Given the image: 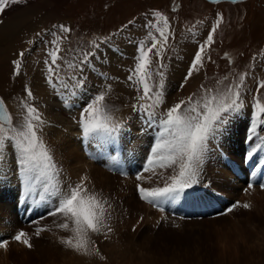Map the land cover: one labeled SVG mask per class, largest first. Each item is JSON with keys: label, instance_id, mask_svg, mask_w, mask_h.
<instances>
[{"label": "snow or ice", "instance_id": "1", "mask_svg": "<svg viewBox=\"0 0 264 264\" xmlns=\"http://www.w3.org/2000/svg\"><path fill=\"white\" fill-rule=\"evenodd\" d=\"M209 2L220 4L224 0ZM227 2L236 3L237 0ZM26 3L27 0H0V13L9 5ZM173 11L176 9L173 8ZM223 22V14L216 13L215 22L202 39L199 38L197 25L203 21H197L187 29V35L196 40V49L178 90H183L194 74L201 71L207 78V64L215 63L210 52L215 44L217 30ZM133 23L134 20H130L128 25L107 37L87 41L81 37L76 47H72V29L63 24L53 25L54 31L37 32L34 39L26 41L30 47L20 51L12 61L13 76L21 75L26 54L32 51V46L42 44L46 57L43 61L46 84L70 111L78 106L76 102H82L79 119L76 120L82 142L104 150H115L127 129L128 121L113 116L119 109L107 102L112 85L107 83L109 77L106 74L99 73L97 76L101 81L97 86L98 91L86 95L89 80L87 72L95 70L93 61L100 60L102 46L104 49L113 47L114 38ZM141 31L144 38L128 40V43L135 45L136 51L134 65L127 69L125 83L135 92L136 103L130 107L142 124L138 131L152 133L153 139L142 169L135 174V180L138 181L135 187L141 201L163 212L166 205L188 196L189 190L199 183L208 154L246 108L249 117L244 137L249 146L246 159L251 161L264 151V79L258 76V71L264 73V52L259 57H252L253 62L261 65L258 71L253 67L243 72L236 71L232 67L234 61L228 53H224L221 58L227 60L229 71L223 76H214V87H205L202 83L198 94L180 98L165 109L164 60L168 51L174 49L176 33L169 18L155 10L144 14ZM66 41L68 46L64 47ZM249 79L253 82L252 88L248 87ZM23 92L19 100L22 110L19 123H14L5 100L0 98V174H6V169L12 171L20 187L19 195L23 197L21 202H30L35 207L45 209L39 219L31 221L38 225L34 230L36 237L51 231L39 226L41 220L49 217L62 220L56 227L70 235L61 237L60 244L77 254L98 256L103 260L105 257L92 237L111 238L115 207L102 193L89 191L85 185L87 177H81L80 182L75 184L62 178L63 169L57 164L45 141L47 122L33 103L36 97L27 85ZM249 94L252 96L250 105L247 101ZM108 159L113 164L118 163L116 156H108ZM254 167L256 171L253 176L259 172L264 177V160ZM144 173L151 175L146 178ZM119 174L128 177L124 171ZM152 178L156 179V185L144 187L145 179ZM255 187L264 191V180L247 182L244 192L250 194V190ZM239 207L248 210L251 205H241L237 201L221 215ZM12 240L26 248L33 247L31 237L23 230L17 231ZM8 244V240L0 241V249H6Z\"/></svg>", "mask_w": 264, "mask_h": 264}, {"label": "rangeland", "instance_id": "2", "mask_svg": "<svg viewBox=\"0 0 264 264\" xmlns=\"http://www.w3.org/2000/svg\"><path fill=\"white\" fill-rule=\"evenodd\" d=\"M173 8L176 11H173ZM154 10L160 11L169 18L176 33L174 49L168 51L166 61L164 60V63L167 62L165 67L167 74L165 79L166 103L163 106L165 109L180 98H186L193 93L198 94L202 83L205 87H214V76L217 74L223 76L229 71L227 60L221 58L224 53H228L234 61L232 67L236 71L243 72L253 67L258 71L261 67L259 63L253 62L252 57L254 55L259 57L264 52V2L262 0H248L238 4L220 3L215 6L202 0H27L26 4L7 6L0 15V34L7 32L11 23L16 26V30L20 28L19 31L12 34L13 36L9 37L7 42L0 44V97L5 100L14 123H19L22 120L19 100L24 95L25 85L33 91L36 97L33 103L42 111L45 120L51 118L50 109L54 108L51 103L56 100L57 104H60L58 99L49 96L42 83L43 77L45 78L43 61L46 58L42 44L38 43L32 46V51L26 54L21 75L13 76L12 61L17 58L20 51L30 47L26 41L34 39L35 33L45 30L54 31L53 25L63 24L72 29V47H76L81 37L85 41L97 37H107L128 25L130 20H134L132 25L124 28L122 34L114 38V43H119H117V49L119 48L124 53L121 55L122 57L105 49L107 54L103 58L104 47L102 46L100 57L103 56V60L95 62V68L99 72L120 78L119 81L109 83L112 85V91L108 95L107 102L119 109L113 113L114 118L128 120L130 125H134L135 119L129 118L128 115L133 116L130 105L135 103V92L127 87L124 75L127 73L125 70L134 65L133 56L136 49L133 50L134 44L128 43L132 46L130 47L126 42L130 38L135 40L144 38L141 31L144 14ZM218 12L223 14L224 22L217 30L215 44L210 52L215 63L207 64V78L201 71L199 74H194L193 78L185 84L183 90H178L183 81L184 68L185 66L188 68L196 49V40L187 35V29L197 21H203L202 24L197 25L199 38L202 39L206 30L215 22V14ZM42 17L45 18V24H37L29 31L24 30V25L27 22L30 20L34 22ZM67 46L66 41L64 47ZM258 76L264 79V73L258 71ZM88 83L91 92H96L99 83L95 76L89 75ZM247 83L249 88L253 87L251 79ZM251 100L252 96L249 94L247 97L249 105ZM247 111L246 108V114ZM61 113L65 112L61 111ZM76 131L78 132V130ZM78 152L81 153V149H78ZM82 163L76 168L81 169L82 173L72 175L71 182L78 183L82 176H87L86 187L91 191H96L97 188L94 189V187L102 186L100 191L107 193L105 197L115 207L111 221L114 230L111 238L106 240L103 236L94 235L92 237L105 259L101 260L98 256H83L66 249L59 242L61 237L67 236L66 231L54 227L51 231L43 232L42 234L46 238L39 240L31 249L24 247L26 251L23 256L29 259V264H264V200H256L254 204H252L254 201L246 200L251 205L250 209L245 210L239 207L224 216H218L220 218L218 221L219 230H216L214 226L209 229L204 228L200 223L201 220L207 218H202L194 223L195 226L189 225L185 231H181L171 225L175 220L177 222L184 219H167L166 215L164 218L160 211L150 210L139 201L135 203L136 206L128 204L127 201H132L129 195L134 194L133 183L130 179L119 180L84 157ZM83 166L85 167L82 168ZM97 169L103 175L95 177L93 172ZM11 173L12 181H14L15 175L12 171ZM149 175L151 174L144 173L146 178ZM152 179H145L144 187H151L147 183L153 182ZM242 181L243 178L240 182ZM160 183L162 186L163 181ZM153 186L155 185L153 184ZM126 187H129L130 190L127 191ZM9 190L11 187L7 188L4 195L13 193L14 196L15 184L12 186V192L8 193ZM13 196L9 203L14 212ZM238 199H231V201L237 202ZM220 207L222 206L220 205ZM13 212H10L9 215L13 216ZM141 214L146 215L142 220ZM210 219L208 217L207 220ZM51 220L53 218L49 217L40 223H44L43 226L48 228L50 223H47ZM30 230L29 235H32L34 230L33 232ZM207 232H217L219 235H212L208 241ZM11 234L13 233L11 232ZM10 243L9 248L19 244ZM10 261L9 264H16V262Z\"/></svg>", "mask_w": 264, "mask_h": 264}, {"label": "bare ground", "instance_id": "3", "mask_svg": "<svg viewBox=\"0 0 264 264\" xmlns=\"http://www.w3.org/2000/svg\"><path fill=\"white\" fill-rule=\"evenodd\" d=\"M223 3H225V2H223ZM240 3H242V2H240ZM235 4H238V3H235ZM44 21H45L44 17H42V19H36L34 22H32L30 20V22H27L24 25V30L29 31V29L34 28L35 26H37V24L38 25L45 24ZM19 29L16 30V26H14V24L11 23L9 26V30L7 32L0 34V44H4L5 42H7L10 39L9 37L13 36L12 34L14 32L19 31ZM31 71H33V70H31ZM30 74H32V73L30 72ZM59 103L60 104H57L56 100L51 103V106H54V108L50 109L51 110V112H50L51 118L50 119L48 118L47 120H45L47 122V127L45 129V132H46L45 141H46L47 145L49 146V148L51 149L52 153L54 154V157H55L57 164L60 166V168L63 169V177L62 178L64 180H66V182H67V181L73 180V177H71L72 175L77 174V173L78 174L82 173L80 171L81 169L79 170L76 168H78L77 167L78 165L83 164L82 163L83 157L85 159H88V158L82 152H81L82 154L78 152V149H81L79 146L78 132L76 131L78 129H77V126L76 125L74 126L72 121L70 119H68V117H67L70 115L72 116V114L74 113L75 110L73 109L70 111L69 109H67L66 106L64 107L62 101H59ZM61 111H64L65 113H61ZM245 117H247V116H245L244 114H241L237 118V120L230 126L229 130L227 131V133L230 132L229 139H234L232 142L231 154L236 159V161H238L242 155V146L240 144V141H241V138L243 136L244 128H245V126L247 127L248 121H249V118L246 119ZM69 122H71L72 124H70ZM234 131H236V134H233ZM132 135H136V133H133ZM133 140L136 141L137 146L140 145L141 141L135 140L134 138H133ZM234 147H236V148H234ZM87 164H89V163H87ZM85 165H86V163H85ZM84 167L85 166H83L82 168H84ZM90 167L92 169V165ZM206 168L208 170L207 176L209 178V181H211L213 186H214V188L211 187V188H213V189H211V191L217 190V191L222 193L223 198L220 199L221 201H217V204H219V206L220 205L222 207L225 206L224 202H223L225 198H226V200L239 198L238 201L240 202L241 205L244 203H248L249 201H254V202H252V204H254L256 202V200H261V199L264 200V191H260L259 189L250 190V194H247L245 192L243 194L238 193L239 189L242 188V186H241L242 182H240L239 180L235 181L233 179V177H231L227 173L226 169L222 168L221 166L216 164L215 166H207ZM91 169L89 168V171ZM93 170H94V168H93ZM95 172H93L94 173L93 175H95V177H96V175L97 176L103 175V173L98 169ZM85 173H87V172H85ZM165 174L168 175V173H165ZM78 177H80V176L78 175ZM240 179L242 180V178H240ZM12 180H13V178H12L11 171L6 170V174H0V233L2 236H4L5 234H8V233L11 234V232L13 233L12 235H15L17 231H19L21 229H25V226H22L16 220L14 214H13V216L9 215L10 212H13V209L11 208L9 201H7V198H9V197L11 198L13 196V193H10V195H7V196H5L4 193L6 192L7 188L11 187V184H9V182ZM152 180H153V184L156 185V180H154V179H152ZM15 181H16V179L14 180V182ZM15 183L17 184V181ZM85 184H88V180L85 181ZM101 187H94V189L97 188L96 192L102 193L100 191L102 189ZM104 187H106V186H104ZM126 190L127 191L130 190V188L126 187ZM132 190H134V189H132ZM132 190H131V192H132ZM257 190H259V191H257ZM89 191H91V190H89ZM122 193H125V192H122ZM106 194L107 193H104V192L102 193V195H104V196ZM129 196H130V199L132 201H127L128 204H130L132 206H136L135 203L138 200H136L134 194L131 193ZM214 199L219 200V198H214ZM246 200H248V202H246ZM159 215H158V217H160ZM140 216L145 217L146 215L144 216L141 214ZM164 218H165V216H164ZM207 219L201 220L200 224H202L204 226V228L209 229L210 227L214 226V228L216 230H219L218 221L220 218L218 216L217 217H211L210 220H207ZM190 221H187L184 219V220H179L176 222V220H175L173 225H171V226H173L174 228H179V229H181V231H185L189 225L195 226L194 223H196L197 220H192L191 222ZM60 222H62V220H56L55 218H53V220H51L50 222L47 223V224L50 223V225H48V228L52 229V228L56 227L57 223H60ZM43 224H41V226H43ZM33 225L31 227H29L28 229L30 230L31 228L35 227ZM175 225H178V227H176ZM198 225H199V222H198ZM36 226H38V225H36ZM161 228H162V226H161ZM66 234H67V236L70 235V233H68V232H66ZM206 234H207V240L208 241H210L212 235H216V236L219 235L217 232H207ZM29 236L31 237V243L33 246H35L39 240H44L46 238L45 235L42 233L40 234L39 237H36L34 232L32 235H29ZM3 238H6V236H4ZM45 241H47V240H45ZM10 244L11 243L9 242L8 246ZM8 246L6 249H0V264H9L10 260L16 262V264L28 263L29 259L27 257L23 256L24 252L26 251V249H24V247H25L24 245L18 244V245H14L11 248H9ZM31 262H33V261H31Z\"/></svg>", "mask_w": 264, "mask_h": 264}, {"label": "water", "instance_id": "4", "mask_svg": "<svg viewBox=\"0 0 264 264\" xmlns=\"http://www.w3.org/2000/svg\"><path fill=\"white\" fill-rule=\"evenodd\" d=\"M207 2H209V0H206ZM224 1H226L227 2V0H224ZM239 1H243V0H237V2H239Z\"/></svg>", "mask_w": 264, "mask_h": 264}, {"label": "crops", "instance_id": "5", "mask_svg": "<svg viewBox=\"0 0 264 264\" xmlns=\"http://www.w3.org/2000/svg\"><path fill=\"white\" fill-rule=\"evenodd\" d=\"M137 26V25H136Z\"/></svg>", "mask_w": 264, "mask_h": 264}]
</instances>
